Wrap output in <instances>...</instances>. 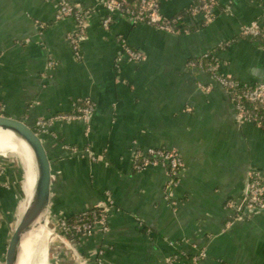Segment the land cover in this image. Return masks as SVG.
Returning a JSON list of instances; mask_svg holds the SVG:
<instances>
[{"label": "crops", "instance_id": "crops-1", "mask_svg": "<svg viewBox=\"0 0 264 264\" xmlns=\"http://www.w3.org/2000/svg\"><path fill=\"white\" fill-rule=\"evenodd\" d=\"M196 1L162 0L161 12L167 18L185 14ZM218 2L208 22L186 16L190 32L178 35L134 25L119 14L105 30L107 12L97 7L83 59L76 61L67 39L75 24L55 20L57 0H0L2 114L34 128L41 118L71 113L78 100L96 107L89 123L58 121L43 138L53 167L50 214L56 230L58 219L92 211L109 192L115 202L110 231L72 243L55 237L53 264H98L100 251L102 264H167L176 255L175 264H194L200 251L207 254L203 264H264V213L228 227L234 212L226 207L242 201L250 168L261 172L264 184V130L241 124L226 91L207 73L188 67L213 52L225 75L264 83L262 43L239 36L244 25L264 27V0ZM120 39L144 61L123 59L116 67ZM151 148L182 158L176 186L169 187L171 177L162 167H134L135 152ZM2 163L9 169L0 173L1 263L28 195L25 171V191L10 189L13 178L21 187L22 177L16 164ZM47 229L37 233L34 256H47Z\"/></svg>", "mask_w": 264, "mask_h": 264}, {"label": "built area", "instance_id": "built-area-1", "mask_svg": "<svg viewBox=\"0 0 264 264\" xmlns=\"http://www.w3.org/2000/svg\"><path fill=\"white\" fill-rule=\"evenodd\" d=\"M161 5L162 0H99L97 6H83L74 4L69 0H57L55 20L59 22L72 19L74 21L75 30L68 35L67 39L75 60L81 61L83 59L82 45L88 37L89 18L96 12L97 7H102L107 12V16L102 21L105 30L110 29L114 21L113 16L119 14L126 17L134 25L144 24L176 35L190 32L189 28L184 26L186 16L192 19L203 16L208 22L220 7L218 0H198L186 10L185 14L167 18L161 12ZM239 36L244 39L260 41L264 49V27L259 23L244 25ZM120 42L122 52L116 60V67H119L123 59L134 64L144 61V55L130 47L125 39H120ZM229 45L230 43H226L222 48ZM55 65L54 62L49 63L50 68H54ZM188 67L207 73L218 86L226 91L236 118L241 124H253L264 130V120L259 115L260 112L264 113V83L256 85L241 83L237 79L225 75L222 71V63L213 52L190 61ZM202 88L205 91H210L211 87L202 86ZM95 108V104L91 100H78L73 104L71 113L48 119L41 118L36 122L34 129L44 138L51 134V128L55 122L82 121L89 123ZM2 111L3 107L0 105V114ZM63 148L68 152L71 150L68 146H63ZM72 151L73 153L77 152L75 149ZM86 152L89 153V150ZM133 163L138 170L148 167L166 169L171 177L169 187L178 184L184 171V163L180 155L164 148H151L145 152L136 151L133 155ZM245 190V195L239 204L229 202L226 205L227 209L234 212L233 216H229L228 227L250 217L244 213V208L264 211V184L262 174L256 168L249 169ZM170 198L169 196L168 199ZM114 208L115 202L111 194L106 192L103 201L92 211L81 213L74 221H69L66 218L58 219L56 221L57 234L62 241L71 243L82 237L92 238L100 232L107 234L110 231L109 214ZM103 254L104 251H100L98 264H102L101 257ZM182 255L185 254L182 253ZM179 259L180 257L176 255L167 259L166 262L167 264H175ZM206 259V252L200 251L193 258V263L203 264ZM0 264H2L1 261Z\"/></svg>", "mask_w": 264, "mask_h": 264}, {"label": "water", "instance_id": "water-1", "mask_svg": "<svg viewBox=\"0 0 264 264\" xmlns=\"http://www.w3.org/2000/svg\"><path fill=\"white\" fill-rule=\"evenodd\" d=\"M0 128L19 135L34 154L37 180L29 209L11 233L2 264H17L21 245L28 236L36 233L48 222L53 186V167L44 139L26 121L0 114ZM248 216L264 213L244 208Z\"/></svg>", "mask_w": 264, "mask_h": 264}, {"label": "bare ground", "instance_id": "bare-ground-1", "mask_svg": "<svg viewBox=\"0 0 264 264\" xmlns=\"http://www.w3.org/2000/svg\"><path fill=\"white\" fill-rule=\"evenodd\" d=\"M13 153L24 162V168L27 178L28 195L27 202L21 218L30 207L37 180V167L34 154L26 142L17 134L4 128H0V155ZM21 220V219H20ZM43 228V227H42ZM28 236L23 240L20 248L17 264H31L34 257L35 242L39 239V231ZM38 233V234H37ZM37 234V235H36ZM41 237V236H40Z\"/></svg>", "mask_w": 264, "mask_h": 264}, {"label": "rangeland", "instance_id": "rangeland-1", "mask_svg": "<svg viewBox=\"0 0 264 264\" xmlns=\"http://www.w3.org/2000/svg\"><path fill=\"white\" fill-rule=\"evenodd\" d=\"M2 161L13 162L14 164H16V166L18 167L17 168L18 172H19V174H21V177H22L21 178V184H20L21 187L19 186V182H17V179L13 178V180L10 183V187L9 188L11 189L12 187H15V188L17 187L18 191H20L19 189H21V192H22V190L25 191L24 186H23L24 185L23 183L26 180L25 179V174H24V171H25L24 162L22 160H20L17 156H15V154L10 153V152H8V153H6V154H4L2 156L0 155V173H1V175H4L5 173H7L8 169H9L8 167H5L3 165ZM19 194H20V192H19ZM23 209H24V207H23ZM1 216L2 215H0V217ZM21 216H22V211L21 212L19 211L18 215L15 216L16 219L14 220V223L11 226V228H13V229H11V233L13 232L14 228L19 223V221L21 219ZM46 225H47V228H48L47 229L48 232H50V238H49L48 245H47V248H46L47 256L46 255H41V256H39V255L37 256L36 255V256L33 257L31 264H34V263L35 264H47V262H48V264H53V261H54V247H53L52 244H53L54 238L56 237V238L60 239V241H62L60 236L57 234V232H58L57 229L54 230V221L52 220L51 214H49V216H48V222H47ZM34 258H35V261H34Z\"/></svg>", "mask_w": 264, "mask_h": 264}, {"label": "trees", "instance_id": "trees-1", "mask_svg": "<svg viewBox=\"0 0 264 264\" xmlns=\"http://www.w3.org/2000/svg\"><path fill=\"white\" fill-rule=\"evenodd\" d=\"M261 117H263V120H264V113L263 112H260V114H259ZM3 162V161H2ZM22 191H24V190H22ZM20 192H21V190H20ZM76 218V217H75ZM75 218H71L69 221H74L75 220Z\"/></svg>", "mask_w": 264, "mask_h": 264}]
</instances>
